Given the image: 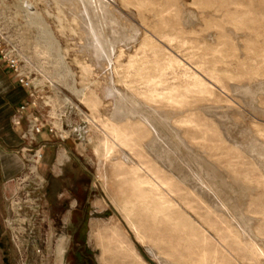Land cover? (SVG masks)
Masks as SVG:
<instances>
[{
    "label": "rangeland",
    "instance_id": "1",
    "mask_svg": "<svg viewBox=\"0 0 264 264\" xmlns=\"http://www.w3.org/2000/svg\"><path fill=\"white\" fill-rule=\"evenodd\" d=\"M58 1L57 6V0H0V29L36 65L41 78L38 85L52 96L54 107L66 108L62 138L51 137V145H46L43 152L40 174L44 185L39 194L29 192L30 187L17 189L13 179L20 173V165L11 180L12 193L5 196L0 169V264H68L69 234L54 225L57 222L51 213L52 199L45 193L49 177L43 171L52 166L56 156L58 163L62 162L60 168L51 167L53 172L72 174V181L79 186L78 209L80 217L85 219L84 241L92 252L94 264H137L130 258H121L126 248L139 256L141 264H264V158L248 156L252 145L264 143V136H260L264 133V0H146L142 6L137 3L144 0ZM43 22L57 45L47 41ZM91 32L102 44L112 42L115 52L120 47L125 52L115 60L118 68L112 75L116 88L136 92L142 74L145 78L157 73L153 62L161 64L170 58L177 60L179 66L167 69L168 83H181L187 70L197 76L200 73L199 77L214 89V97L190 100L183 108L157 106L165 114L184 109L186 113H198L199 107H213L211 110L214 113L216 110V115L207 110L205 114L213 118L221 116L220 131L229 143H234L224 142L221 136L212 142L201 129L188 131L186 138H192L194 149L216 168L220 167L227 184L211 179L204 171L203 174L192 161L193 172L215 185L214 194H209L200 204L192 202L189 209L176 196L164 192L175 203L185 228L162 224L156 241L138 212L124 210L125 195L113 174L114 168L108 161L103 163L101 154L94 151L104 137L97 120L111 117L114 99L105 97L108 73L101 70L102 61L92 57ZM143 39L158 46L157 51L152 44L139 51ZM125 41L127 44L130 41L128 46ZM127 54L135 57L133 70L127 69ZM142 64L145 69L140 73L136 66ZM83 66L91 67L89 74L83 72ZM233 87L249 88L251 92L242 94L232 90ZM90 93L101 101L98 112L91 111L82 101ZM7 155L10 154L3 152L4 158ZM69 217L68 210L62 218L64 224H68ZM202 232L208 240L199 247H191L186 241L176 243L180 236L184 240L197 238ZM59 244L62 254L58 252ZM175 254L182 260L176 261Z\"/></svg>",
    "mask_w": 264,
    "mask_h": 264
},
{
    "label": "bare ground",
    "instance_id": "2",
    "mask_svg": "<svg viewBox=\"0 0 264 264\" xmlns=\"http://www.w3.org/2000/svg\"><path fill=\"white\" fill-rule=\"evenodd\" d=\"M102 1L103 0H101V2ZM145 1L146 0H144V2L140 1L137 4L142 6L144 3H146ZM58 3L59 1L57 0L56 2L57 6ZM91 6L92 4L90 5V8L92 9L93 7ZM87 8L88 7H86V9ZM106 11L103 10L102 13H105ZM105 15L108 14L105 13ZM73 18L77 19L76 16ZM85 23L86 25H88L87 24L88 22ZM75 24L77 26V20H75ZM40 25H42V23ZM43 25H45L43 26V28L45 27V32L48 38L47 41L57 45L58 43H56L54 36L50 32L51 30L49 31L47 25L44 22ZM93 26L91 25V27ZM91 35L93 40L89 41L87 40V38L86 40L91 42L90 48H92L91 50H93L92 57H94L98 61L101 60L102 63L104 64V65L102 64L101 70L102 71L106 70V72L108 73V76L106 78L107 89L105 91V97L108 96L111 99L112 98L114 99L113 101L114 108L111 117L106 118L104 120H99V119L97 120L100 126V131L104 135V137L98 141V144L95 147L94 151L96 153L101 154L103 163H107L108 161L111 164V166L114 168L113 174L116 178L119 179V182L122 185L121 192L122 194L125 195L124 206H123L124 210H126L128 213L138 212L140 217L144 220L143 222L147 230L152 233L153 240L156 241L158 240L157 237L159 236V234H161L160 232H157V230L159 229L158 227L162 224H168V225L172 224L174 227L178 229L185 228L184 224H181L182 222H180L182 220L181 219L182 215L180 216L178 212H176L175 203L172 201L171 198L167 197L164 192L176 196L185 206H187V208L192 209L190 205L192 202H198L199 204L200 202L202 203V201L208 199L209 194L211 195L213 191L214 184L212 183L209 184V181L207 179H204L202 175L200 176L198 173L193 172L195 166L191 164L192 161L196 164L197 169H201L202 173L204 171L205 174L209 176L211 179L212 178L216 180L219 179L222 185L227 182V179L225 180L219 171L220 167L219 169L216 168L212 163L208 161V159H206V157H204L202 153L197 151V149L196 150L194 149L195 146L193 147L192 145V138H188V139L186 138V136L189 134L188 131L192 128L198 131H200L201 129V131L204 132L206 136L210 137L212 142L222 137L224 142L229 143L226 135H224L223 132L220 131L221 120L219 118L221 116L219 118L214 117L215 118L214 119L213 117L208 116L207 113L205 114L204 112L205 110H207L208 112L214 113L211 110V108L213 107H211L210 109L207 107L206 108L199 107V109L197 110L198 113L195 112L186 113L184 109V111H179L178 113L168 112V114H165L163 113V111L160 110L159 106L157 105H164V106L169 105L173 107L183 108L186 104L189 103L190 100H193L194 102L197 99L204 100V98L206 97L209 98L214 97L213 96L214 89L208 84H206L204 82L205 80L199 77L200 76L199 72H198L199 76H197L193 71H191L193 73L189 74L187 72L188 71L187 69H186L187 71L184 72L183 75L185 76L184 77L185 79L184 80L182 79L183 81L181 80L180 81L181 83L178 84H170V82L168 83L165 80L167 69H171L175 65L179 66L177 60L172 58H170L167 62L161 64L159 61H154L153 64L156 67L155 70L157 71V73L155 75H150L151 77H145V78H142L143 76L142 74L140 77L142 83L141 86L138 87L139 90L137 89L136 92H133L128 88L125 89L116 88L113 79L114 75H112L113 74L112 72L117 71L118 68L115 66V60H119L122 56L125 55V52L121 47L119 48L118 52H115L116 50L113 48V45H111L112 42L102 44L100 41H98V38L96 36L94 37V34L92 32ZM135 37L136 36L134 35V38ZM131 39L132 38H130V40ZM111 40L112 39H110V41ZM163 40H165V42L168 43H170L171 41L169 38H165ZM125 43L127 44V41H125ZM129 43L130 41L128 42V44ZM128 44L125 46H128ZM151 44L152 43L148 44V41L143 39L138 49L139 51H144L147 47H151L150 46ZM152 47L153 50H155L156 52L158 46L152 44ZM127 57L129 58L127 63V69L133 70L136 64V60L134 59L135 57L130 56L128 54ZM136 68L139 70V72L145 69L143 64L136 66ZM82 70L83 72L89 74L91 67L83 66ZM210 75L212 76L214 74H210ZM232 90H236V92L241 91L242 94H246V93L249 94L251 92L249 88L248 89L246 88L245 90L239 87H233ZM82 101L85 105H87V107L91 111L94 112H98L99 107L102 105L100 99L93 93H90L88 98H84L83 96ZM222 118L224 117L222 116ZM225 133L227 134V132ZM262 135L264 136V133L263 134L261 133L260 136ZM229 144L234 145V143L232 142ZM236 147L243 151L241 147L238 146ZM125 150L135 159V162L131 161L128 153H126ZM251 150L252 151L250 153L248 152V149L246 150L248 152V156L254 157V159H256V157H259L261 159L264 158V143L258 144L256 146L252 145ZM101 176H103V174ZM220 187L223 188V186L221 185ZM214 190L217 191L216 189ZM213 194L214 193H212V195ZM220 195H222V193ZM239 204L241 205L240 202ZM227 209L229 210L230 208ZM210 212L212 211L210 210ZM238 214H240V212H238ZM241 214H243V212ZM175 216H177L178 219ZM237 222H239L238 219ZM245 225L243 226L245 227ZM155 232L157 234H155ZM179 232L181 234V230ZM193 237L194 236L184 240V238L180 236L177 238L176 243L180 241H186L188 243H191V247H196V245L198 246L200 244H203L204 241L208 240V237L204 234V232H202V234H200L199 237L197 238H193ZM61 243L62 241H60V244ZM60 244H59L58 252L62 254L63 249L61 248L62 246H60ZM255 246L257 245L255 244ZM121 258L123 260H127L130 258L131 260L137 262V264L143 263V261L140 260L139 256L129 248L125 249L123 254H121ZM174 259L176 261L182 260V258L177 255L174 257ZM163 260L165 261V259ZM166 262H169L168 259L166 260ZM107 264H111V263H107ZM128 264H133V263L130 262Z\"/></svg>",
    "mask_w": 264,
    "mask_h": 264
},
{
    "label": "built area",
    "instance_id": "3",
    "mask_svg": "<svg viewBox=\"0 0 264 264\" xmlns=\"http://www.w3.org/2000/svg\"><path fill=\"white\" fill-rule=\"evenodd\" d=\"M0 18H2L1 13ZM0 61L17 85L26 91L25 102L20 103L14 110L10 121L15 128L20 129L18 136L20 145L17 153L21 159V171L13 181L17 189L30 187L29 192L39 194L44 185L39 166L46 148V142L40 141V136L47 134L50 137L62 138V118L66 114V108L54 107L52 96L38 85L41 78L35 70L36 65L22 54L17 45L11 43L2 29H0Z\"/></svg>",
    "mask_w": 264,
    "mask_h": 264
},
{
    "label": "crops",
    "instance_id": "4",
    "mask_svg": "<svg viewBox=\"0 0 264 264\" xmlns=\"http://www.w3.org/2000/svg\"><path fill=\"white\" fill-rule=\"evenodd\" d=\"M25 97L26 91L17 85L12 75H9V72L0 61V169L2 171V177L5 181V183L3 184V193L5 196L12 193L13 186L11 185V180L13 176L19 172L21 165V159L19 154L17 153L20 145V139L18 138L20 129L15 128L12 125V122H10L11 116L18 105L24 101ZM40 141H45L47 146L51 145V137H49L47 134H43L42 136H40ZM3 152L5 155L8 153L10 155H7V157L4 158ZM8 156H11V158H8ZM71 158L72 155L70 154V159ZM58 160L59 157L56 156L54 162L52 163V168H60V163L62 161L58 163ZM6 162H8L9 164L11 163L12 166H10L11 164L9 165L8 163L5 164ZM51 167L49 169L46 168L43 171V174H48L47 177L53 176L56 178L60 174L58 175L53 172ZM68 189L70 190V186H67L66 189L60 191L56 190L51 194L47 188L46 195L49 196L50 199H52L54 202H61L68 199V201L70 202L69 209L73 210L76 207L77 201L73 198L69 199L66 196L69 195ZM91 263L94 264L93 262Z\"/></svg>",
    "mask_w": 264,
    "mask_h": 264
},
{
    "label": "flooded vegetation",
    "instance_id": "5",
    "mask_svg": "<svg viewBox=\"0 0 264 264\" xmlns=\"http://www.w3.org/2000/svg\"><path fill=\"white\" fill-rule=\"evenodd\" d=\"M50 176L47 178V184L48 190L52 194L55 190H63L66 189L67 186H70V190L68 189V194L71 196V198L75 199L77 201L76 207L73 210L69 209V201L68 199L63 200L61 202H56L52 200L51 203V213L54 217L53 220L56 219L57 223H54L55 226H61L65 232L69 234V246L70 249L67 252V256H69L68 264H92L93 255L92 252L88 249L87 245H85L84 241V230L85 227V219L84 217H80L81 210L78 209L79 206V196H78V190L79 186L78 184L74 183L72 181V174H66V172H60V175L56 178ZM68 183L65 186H63V183ZM50 194V195H51ZM69 210L70 217L68 219V224H64L62 221L63 215ZM56 215V218H55ZM62 225H66L62 226ZM60 228V229H61ZM68 228V230H67Z\"/></svg>",
    "mask_w": 264,
    "mask_h": 264
},
{
    "label": "water",
    "instance_id": "6",
    "mask_svg": "<svg viewBox=\"0 0 264 264\" xmlns=\"http://www.w3.org/2000/svg\"><path fill=\"white\" fill-rule=\"evenodd\" d=\"M39 168H40V166H39ZM47 190V189H46ZM46 190H45V193H46Z\"/></svg>",
    "mask_w": 264,
    "mask_h": 264
}]
</instances>
